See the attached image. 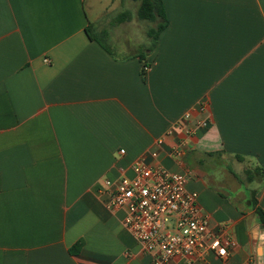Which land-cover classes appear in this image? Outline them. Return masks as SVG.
Here are the masks:
<instances>
[{
  "label": "crops",
  "instance_id": "crops-1",
  "mask_svg": "<svg viewBox=\"0 0 264 264\" xmlns=\"http://www.w3.org/2000/svg\"><path fill=\"white\" fill-rule=\"evenodd\" d=\"M162 1L153 43L138 11L118 24L94 4L93 24L87 0H0V264H152L100 192L143 156L187 172L211 230L236 241L172 264H264L250 202L264 210V181L245 176L264 170V0ZM189 111L209 124L179 160L182 131L157 141Z\"/></svg>",
  "mask_w": 264,
  "mask_h": 264
},
{
  "label": "built area",
  "instance_id": "built-area-1",
  "mask_svg": "<svg viewBox=\"0 0 264 264\" xmlns=\"http://www.w3.org/2000/svg\"><path fill=\"white\" fill-rule=\"evenodd\" d=\"M149 70L148 66L143 69L144 72ZM207 106L202 104L199 111L203 112ZM193 114L194 111L185 113L158 139L157 146L161 148L176 131H182L186 139L171 151L173 157L181 160L190 148L188 139L209 124L207 119L193 124ZM150 156L157 158L159 153L153 151ZM132 171L133 177H122L116 183L106 180L100 192L109 195L107 209L110 212H126L124 225L152 257V264H172L179 257L206 254L220 259L229 257L236 241L211 230L209 218L200 207L199 194L187 187V172L151 165L146 156L132 165Z\"/></svg>",
  "mask_w": 264,
  "mask_h": 264
},
{
  "label": "trees",
  "instance_id": "trees-1",
  "mask_svg": "<svg viewBox=\"0 0 264 264\" xmlns=\"http://www.w3.org/2000/svg\"><path fill=\"white\" fill-rule=\"evenodd\" d=\"M140 2L138 8V18L142 21L156 22L158 21V25L154 29H150L148 32L149 37L152 39L153 43L158 41V38L163 30L166 29L168 25V19L166 16V12L164 9L162 0H137ZM131 19V13L129 11H125L121 13L116 18V23L120 24L126 22ZM92 38V36H91ZM144 73V71H143ZM236 158L239 161H244V157L237 155ZM246 180L248 182H254L255 180L264 181V170L260 167H252L245 170ZM257 191L251 192V205L255 210L258 221L261 225L264 226V210L259 206L257 200ZM82 249V242H79L72 250L75 255Z\"/></svg>",
  "mask_w": 264,
  "mask_h": 264
},
{
  "label": "rangeland",
  "instance_id": "rangeland-1",
  "mask_svg": "<svg viewBox=\"0 0 264 264\" xmlns=\"http://www.w3.org/2000/svg\"><path fill=\"white\" fill-rule=\"evenodd\" d=\"M94 4L96 5V9L100 15L104 16L105 21V19L113 20L125 11H129L131 13V17H133V15L137 14L140 3L135 0H87V11L93 24L96 23L97 19V13L94 11L96 10L94 9ZM146 25L148 27H152L150 22H146ZM123 31H125V28H120L119 33ZM134 31H136V29H134ZM137 31H139L138 28Z\"/></svg>",
  "mask_w": 264,
  "mask_h": 264
},
{
  "label": "water",
  "instance_id": "water-1",
  "mask_svg": "<svg viewBox=\"0 0 264 264\" xmlns=\"http://www.w3.org/2000/svg\"><path fill=\"white\" fill-rule=\"evenodd\" d=\"M261 229H262V231L264 232V226H263V225L261 226ZM261 253L263 254V256H262V257H263V259H264V249L262 250V252H261Z\"/></svg>",
  "mask_w": 264,
  "mask_h": 264
}]
</instances>
